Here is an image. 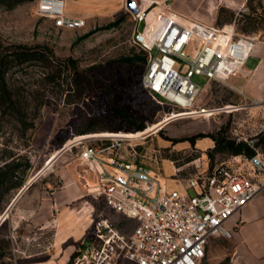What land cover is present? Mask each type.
I'll list each match as a JSON object with an SVG mask.
<instances>
[{"label": "rangeland", "instance_id": "rangeland-1", "mask_svg": "<svg viewBox=\"0 0 264 264\" xmlns=\"http://www.w3.org/2000/svg\"><path fill=\"white\" fill-rule=\"evenodd\" d=\"M168 1L189 19L219 26L235 24L237 32L258 35L259 41L264 42V0ZM66 2V16H75L73 18L80 20L79 24H60L55 18L41 15L38 0L12 10L0 7V36L9 41L46 47L51 51L49 59L61 69L60 77L54 82L47 79L51 69L45 65L33 64L14 74L16 80L27 83L30 91L35 90V93L38 90L44 105L35 117L34 128L25 136L16 131L11 133L7 125L0 141L8 140L10 146L30 157L32 167L25 185L44 166L47 168L32 181L0 225V264H38L50 260L51 256L64 259L66 253L74 254L92 227L90 223L82 228V217L85 223L86 216L92 220L101 213L109 216L118 227L132 228L134 225L132 220L107 207L101 198L95 202L85 196L91 204L87 203V206L94 209L90 214L84 209L66 217L61 230L71 237L61 244L55 239V209L49 227L43 228L26 216L17 231H11L10 218L17 212L23 198L43 190L50 195L60 187L62 183L56 173L59 167L73 163L85 171L79 158L80 148L63 150L77 135L105 131L125 136L114 148L115 154L147 164L160 174L168 187L188 189L190 194H194L195 189L187 188V180L210 166L241 156L239 167L243 170L250 167L244 154L213 152V136L248 142L254 146L255 156L264 167V92L256 96L246 91L241 86L243 77L231 76L209 82L205 75H194L193 80L202 87L195 106L218 110L213 114L186 115L187 112L144 88L142 80L148 62L122 61L125 56L143 49L135 42L134 32L135 28L143 30L146 23L136 25L125 0ZM212 5L214 12V8L210 9ZM257 59L251 54L246 68L253 67ZM112 104L126 117L116 113ZM140 122L147 123L149 129L135 131L133 124ZM109 142L108 138L97 137L86 143ZM51 159L54 162L49 164ZM90 187H96L93 180ZM17 194L14 193L12 200ZM212 239L206 246L205 258L216 255ZM200 264H204V259Z\"/></svg>", "mask_w": 264, "mask_h": 264}, {"label": "built area", "instance_id": "built-area-1", "mask_svg": "<svg viewBox=\"0 0 264 264\" xmlns=\"http://www.w3.org/2000/svg\"><path fill=\"white\" fill-rule=\"evenodd\" d=\"M136 1V25L146 23L143 30L135 28L134 40L149 54L144 88L186 115L215 113L218 109L195 106L202 87L193 76L205 75L211 82L236 75L259 36L241 34L235 24L189 19L168 0ZM65 6V0H38L41 15L79 24L66 16ZM76 138L63 150L80 148L82 165L96 176L93 193L134 225L118 227L99 213L72 264H200L210 239L231 238L230 218L264 192V167L259 169L247 156L246 170L239 167L241 156H233L210 172L207 168L191 176L187 188L195 193L190 194L168 187L147 164L115 154L122 137H102L111 142L99 145Z\"/></svg>", "mask_w": 264, "mask_h": 264}, {"label": "crops", "instance_id": "crops-1", "mask_svg": "<svg viewBox=\"0 0 264 264\" xmlns=\"http://www.w3.org/2000/svg\"><path fill=\"white\" fill-rule=\"evenodd\" d=\"M65 3H67L66 0ZM211 8L214 6L212 5ZM252 54L258 57L255 65L251 68L244 66L232 77H243L244 81L241 86L245 87L246 91L258 96L264 92L263 41L257 44ZM56 173L62 183L57 190L50 195L47 194V190L34 191L21 200L17 212L10 218L9 225L12 232L17 231L26 216H30L33 223L35 222L43 228L49 227L50 217L54 215L55 209L57 210L53 219L56 225L55 239L58 244H61L71 237V234H65L61 230V224L66 217L83 212L84 209L89 214L93 211V206L92 209L87 206L89 201L85 196H90L95 202L101 201L93 193V188L90 187L92 180L97 183L93 173L83 171L73 163L59 167ZM91 176L93 178H88ZM81 198L84 199L79 201ZM83 219L82 217L80 224L85 229L91 223V217L86 216L88 220L85 223ZM227 227L232 230V237H224L225 239L213 237L211 243L217 250L216 255L204 257V264H264V192L250 201L239 213L233 215L228 221ZM70 255L69 252L66 253L64 259L62 256L54 257L38 264H66Z\"/></svg>", "mask_w": 264, "mask_h": 264}, {"label": "trees", "instance_id": "trees-1", "mask_svg": "<svg viewBox=\"0 0 264 264\" xmlns=\"http://www.w3.org/2000/svg\"><path fill=\"white\" fill-rule=\"evenodd\" d=\"M32 1L34 0H0V7L5 10H12L18 5ZM50 52L49 49L41 45L33 46L9 41L0 36V139L6 132L7 125L11 129V133L16 131L20 136H25L30 129L34 128L35 117L44 105L43 96L38 94V90L35 93V90L30 91L27 83L16 80L14 74L30 65L40 64L51 69L46 75L47 79L53 82L56 81L61 75V69L49 59ZM148 60L149 54L144 49L134 55L122 58V61L127 63L136 61L145 63ZM32 94H34V97L31 96ZM112 109L119 115L126 117L115 104H112ZM30 113L33 116L30 117ZM146 126L147 123L145 122L133 124L135 131H147L149 126L147 128ZM84 135H77L76 137L80 138ZM213 140L215 142L213 152L244 154L248 158L256 155L254 146H251L248 142L237 141L226 136H213ZM31 167L32 163L27 154H22L16 148L10 146L8 140L3 143L0 141V216L9 206L14 193L19 192L26 184ZM213 168L208 167L207 172H210ZM75 255L76 252L71 255L66 264H72Z\"/></svg>", "mask_w": 264, "mask_h": 264}, {"label": "water", "instance_id": "water-1", "mask_svg": "<svg viewBox=\"0 0 264 264\" xmlns=\"http://www.w3.org/2000/svg\"><path fill=\"white\" fill-rule=\"evenodd\" d=\"M126 6L129 8L131 12H136V7H137V1L136 0H127ZM252 162L259 168L261 169L263 167L261 161L257 158V156L252 157ZM47 167L44 166L37 174L36 176L27 184L24 185L18 194L14 197V199L11 201L5 212L0 216V225L3 223V221L9 216L11 208L14 206L16 201L20 198V196L25 192V190L30 186L32 181L37 178ZM6 213H8L6 215Z\"/></svg>", "mask_w": 264, "mask_h": 264}, {"label": "bare ground", "instance_id": "bare-ground-1", "mask_svg": "<svg viewBox=\"0 0 264 264\" xmlns=\"http://www.w3.org/2000/svg\"><path fill=\"white\" fill-rule=\"evenodd\" d=\"M147 1H151V0H147ZM197 20H199V19H197ZM157 25V22L156 23H154V26H156ZM112 136H117V137H122V138H126L125 136H123V135H121V134H111V133H93V134H88V135H84V136H82V137H80V138H78V139H83V138H97V137H112ZM69 145V144H68ZM67 145V146H68ZM66 146V147H67ZM54 162V159H51L50 161H49V164H51V163H53Z\"/></svg>", "mask_w": 264, "mask_h": 264}]
</instances>
